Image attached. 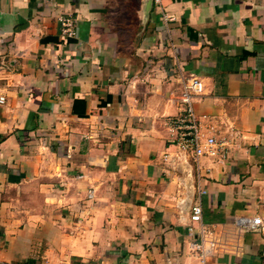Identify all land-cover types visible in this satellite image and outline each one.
<instances>
[{
  "label": "crops",
  "instance_id": "crops-1",
  "mask_svg": "<svg viewBox=\"0 0 264 264\" xmlns=\"http://www.w3.org/2000/svg\"><path fill=\"white\" fill-rule=\"evenodd\" d=\"M179 67L227 142L200 167L167 124ZM1 97L0 264H199L198 202L208 264H264L239 223H264V0H0Z\"/></svg>",
  "mask_w": 264,
  "mask_h": 264
},
{
  "label": "built area",
  "instance_id": "built-area-1",
  "mask_svg": "<svg viewBox=\"0 0 264 264\" xmlns=\"http://www.w3.org/2000/svg\"><path fill=\"white\" fill-rule=\"evenodd\" d=\"M160 7L163 0H153ZM167 21L171 16L163 15ZM61 32L66 38L73 39L77 37V27L75 19L71 16L63 15L60 17ZM179 74L182 83V93L180 97L183 110L177 116L168 117L167 124L170 127L171 135L174 143L179 148L178 154L193 153L194 163L200 167V157L207 154L216 156L218 154L225 155L227 142L225 139L219 140L215 135H205L201 130V123L196 111V102L203 94L204 84L200 77L195 75H187L182 68L179 67ZM4 101L1 97L0 102ZM92 196V193L90 194ZM203 206L200 202L194 204L191 210L190 224L188 226L189 234L192 236L190 248L197 254L199 264H208V257L218 248V243L208 234L200 230L196 231L195 225H202ZM241 226L257 230L263 226V219L260 216L250 218H242L239 222Z\"/></svg>",
  "mask_w": 264,
  "mask_h": 264
}]
</instances>
